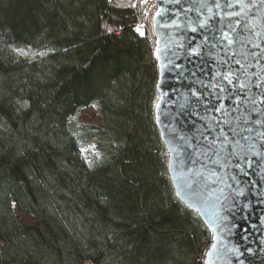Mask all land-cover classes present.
Wrapping results in <instances>:
<instances>
[{"label":"trees","instance_id":"16d2710c","mask_svg":"<svg viewBox=\"0 0 264 264\" xmlns=\"http://www.w3.org/2000/svg\"><path fill=\"white\" fill-rule=\"evenodd\" d=\"M136 2L0 0V264H204L212 236L169 179ZM91 105L102 127L71 120Z\"/></svg>","mask_w":264,"mask_h":264},{"label":"snow or ice","instance_id":"6c2138e0","mask_svg":"<svg viewBox=\"0 0 264 264\" xmlns=\"http://www.w3.org/2000/svg\"><path fill=\"white\" fill-rule=\"evenodd\" d=\"M166 2L180 4V0ZM108 3L111 4L112 0H108ZM199 7L201 11L196 21H190L186 31L180 32L184 40L176 47L178 51H183V57L169 49L165 59L171 69L176 71V75L187 82L193 98V112L201 120L204 119V114L211 115L210 121L204 122L203 132L200 134V148L204 150L201 154L218 169L226 171L231 167L233 174L229 180L233 183L226 184L231 191L228 195H223L224 189L221 188L223 199L217 196L211 203L195 199L194 197L199 196L196 187L175 174L179 171L177 164L183 162L178 161V158L170 159L167 167L168 171L173 172L172 182L179 181L180 190L176 192V197L183 210L202 219L209 230L215 229L211 238L219 241L218 233L226 226L227 214H233L235 219L237 207L241 213L247 208V205L238 206V200L246 198V183L250 190L252 182L248 177L264 172V32L256 31L254 25H242L238 19L249 13L254 17L256 10L264 9V0H206ZM192 10L193 8L180 9ZM171 19L175 27H181L176 23V13L171 14ZM193 23L196 26H192ZM106 31L112 33L114 30L108 27ZM136 31L141 36L144 35L139 28ZM197 39L199 44L196 43ZM20 51L26 55L23 50ZM160 56L158 48L156 59L159 60ZM185 60L187 63H184ZM196 84H199L198 89L194 87ZM157 87L162 85L158 84ZM11 104L17 114L30 108V101L23 96L14 99ZM156 107L159 108L160 105L157 104ZM238 113L242 114L238 116ZM188 147L194 148L195 145L189 142ZM172 151L177 152V149L173 148ZM186 158L192 159L191 152L186 154ZM192 162L195 163L196 160ZM85 163L88 168H93L96 164L95 161L87 160ZM212 175L215 176L216 172ZM213 183L216 181L213 180ZM186 190H190L193 196H188ZM12 206L15 207V204ZM216 247V243L211 245L212 250ZM2 248L3 245H0V249ZM228 252H238L229 264H233V261L245 264L242 259L245 252L231 248ZM246 252L250 257L249 264H252L253 249L249 247ZM211 254V251L204 253L205 256ZM261 264H264V260Z\"/></svg>","mask_w":264,"mask_h":264},{"label":"water","instance_id":"95a60500","mask_svg":"<svg viewBox=\"0 0 264 264\" xmlns=\"http://www.w3.org/2000/svg\"><path fill=\"white\" fill-rule=\"evenodd\" d=\"M205 2L206 0H180V4L177 5L167 3L166 0H154V13L150 27L155 38V59L158 48L161 53L160 59H156V91L158 93L156 105L159 104L160 107L157 108L155 105L154 120L168 154L167 162L174 158L182 161L183 163L177 164L179 171L175 174L178 177H183L187 183H191L196 187L199 196L194 197L195 199L211 203L215 201L217 196L223 199V195H228L231 191L226 187V184L233 183L229 180V177L233 174L232 169L231 167L226 171L218 169L216 165L207 160L206 156L201 154L204 150L200 148V134L203 132L204 122L210 121L211 115L204 114V119L201 120L200 116L193 112V98L187 87V82L182 81L181 77L176 75V71L171 69L165 59V54L169 49L177 52V56L183 57V51H178L176 47L184 40V36L180 35V32L181 30L186 31L190 21H196L198 13L201 11L199 6ZM181 8H193V10L180 11ZM157 12H160V15H157ZM204 12L206 14V9H204ZM172 13H176V23L181 26L180 28L175 27L172 23ZM200 18L202 19L203 16ZM238 19L242 25H254L256 31L264 32V9L256 10L254 17L249 13ZM192 26L196 25L193 23ZM189 35L196 34L189 33ZM196 43H200L199 39ZM184 63H187V61L185 60ZM158 84L162 87H157ZM194 87L198 89L199 84ZM241 114L238 113L237 115ZM193 124H195V127H193ZM189 142L194 144L195 147L189 148ZM173 148H176L177 152H173ZM188 152L192 154L191 160L186 158ZM193 160H196V162L193 163ZM213 172H216L215 176L212 175ZM168 175L176 196V192L180 190L179 181L172 182L173 172L168 171ZM221 178H223V182H221ZM248 179L252 182L250 190L246 183L244 186L246 198L238 200V206L247 205V208L241 213L239 207H237L234 214L235 219H233V214H227L226 226L218 233L219 241L211 239L206 252L211 251L212 254L204 257V264L205 261H207V264H229V261L238 255V252L229 253L228 249L230 248L245 252V256L242 257L245 264H249L250 257L246 252L249 247L253 249L254 253L251 256L252 264H261V261L264 260V172L250 175ZM213 180L216 183H213ZM221 188L224 189L223 195L220 192ZM186 193L190 197L193 196L190 190H186ZM206 228L209 230L208 227ZM214 230H209L211 236ZM213 243L217 244L214 250L211 249ZM233 264H238V262L233 261Z\"/></svg>","mask_w":264,"mask_h":264},{"label":"rangeland","instance_id":"374dc122","mask_svg":"<svg viewBox=\"0 0 264 264\" xmlns=\"http://www.w3.org/2000/svg\"><path fill=\"white\" fill-rule=\"evenodd\" d=\"M136 1H137L136 3H138L143 8L144 17L147 19V21H149V23H151V18H152L153 13H154V6L155 5H153V7L149 11L146 10L147 13H145L146 4L143 2V0H136ZM133 4H135V2ZM144 26H145L144 24L139 25V27L141 28L140 31L144 30L143 33L145 32ZM2 94H5V93H2ZM71 120L76 122V123H79V124H87V125H92L94 127H102L103 126V121L100 117L99 110H98L96 105H91V106L85 107L84 109L77 112ZM80 159L82 161H85L83 153H80ZM17 215H18L19 219L22 220L23 222H26L28 224L32 223V219L29 216H27L21 212H17ZM0 245H3V242L1 240H0ZM205 252H206V250L202 254H204Z\"/></svg>","mask_w":264,"mask_h":264},{"label":"built area","instance_id":"2783aa9c","mask_svg":"<svg viewBox=\"0 0 264 264\" xmlns=\"http://www.w3.org/2000/svg\"><path fill=\"white\" fill-rule=\"evenodd\" d=\"M143 2L146 4V9H145V13H147L146 12V10H150L152 7H153V5H154V0H143ZM137 28H139V29H141L139 26H137ZM143 30V29H142ZM144 31V30H143ZM142 31V32H143ZM204 257H205V255H204ZM203 262H204V260H203Z\"/></svg>","mask_w":264,"mask_h":264},{"label":"bare ground","instance_id":"6f19581e","mask_svg":"<svg viewBox=\"0 0 264 264\" xmlns=\"http://www.w3.org/2000/svg\"><path fill=\"white\" fill-rule=\"evenodd\" d=\"M139 26V25H138ZM145 33V32H144Z\"/></svg>","mask_w":264,"mask_h":264}]
</instances>
